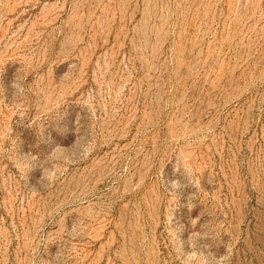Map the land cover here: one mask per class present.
<instances>
[{
    "label": "rangeland",
    "instance_id": "1",
    "mask_svg": "<svg viewBox=\"0 0 264 264\" xmlns=\"http://www.w3.org/2000/svg\"><path fill=\"white\" fill-rule=\"evenodd\" d=\"M0 264H264V0H0Z\"/></svg>",
    "mask_w": 264,
    "mask_h": 264
}]
</instances>
